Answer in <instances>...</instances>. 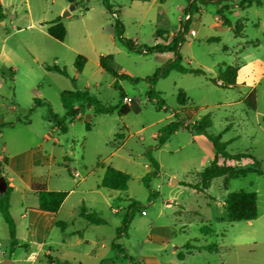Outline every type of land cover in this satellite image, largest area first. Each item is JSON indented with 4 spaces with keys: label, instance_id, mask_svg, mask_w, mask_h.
I'll use <instances>...</instances> for the list:
<instances>
[{
    "label": "rangeland",
    "instance_id": "1",
    "mask_svg": "<svg viewBox=\"0 0 264 264\" xmlns=\"http://www.w3.org/2000/svg\"><path fill=\"white\" fill-rule=\"evenodd\" d=\"M107 3L0 0V154L16 162L2 176L13 178L8 201L17 241L11 247L0 211V264H54L48 256L60 261L79 257L91 264L93 258L85 254L89 247L111 251L106 259H118V264H146L151 257L177 264L179 253L184 254L181 264H264V0L246 7L240 0H197L199 8L188 11L190 18L186 0ZM70 5L74 9L63 15ZM55 18L66 30L62 41L46 31ZM176 35L175 51L153 49L155 44L173 45ZM120 36L135 43L133 48ZM175 54L182 66L205 74L170 69L160 75ZM78 55L86 58L80 72L75 68ZM101 55H112L111 67L132 79L103 70ZM234 64L239 66L235 85L211 81L225 65ZM156 74L150 85L148 78ZM253 88L254 109L244 101ZM76 90H88L100 104L118 107L125 104L123 92L133 108L124 115L102 114L74 100L79 113L70 121L61 93ZM204 114L212 120L207 132L220 134L226 152L253 157L220 158L219 163L247 171L215 177L201 189L194 185L213 157L207 134L180 128L160 141L175 116L193 125ZM150 157L157 163L156 173H151ZM107 166L130 175L125 190L96 191ZM148 173L149 186L143 179ZM31 181L45 182L52 190L71 189L56 219L66 220L67 227L54 224L41 246L32 241L28 227L29 213L39 210ZM239 190L256 193L257 216L229 221L224 199ZM4 197L0 193V201ZM80 206L99 212L105 222L88 223L79 215ZM83 230L90 243L75 233ZM188 243L193 247L187 248ZM208 244L215 248H194Z\"/></svg>",
    "mask_w": 264,
    "mask_h": 264
},
{
    "label": "trees",
    "instance_id": "2",
    "mask_svg": "<svg viewBox=\"0 0 264 264\" xmlns=\"http://www.w3.org/2000/svg\"><path fill=\"white\" fill-rule=\"evenodd\" d=\"M106 4L107 0H103ZM141 1H150V0H141ZM188 1V4L185 8L186 12L185 14H189V10L191 8H195L198 10L199 6H197L196 1L197 0H186ZM201 4H207L209 2H219V0H199ZM254 0H240V5L243 7H246L250 5L251 2ZM220 10V9H219ZM190 18V15H189ZM223 23L228 24V20L224 19ZM119 31H121V24L118 23ZM186 25V22L184 24V27ZM240 26L236 25L234 27V31L236 33H239ZM184 29V28H183ZM47 33L54 39L62 41L65 37L66 30L62 22L59 18H55L52 21L49 22L47 28ZM180 32V31H179ZM158 33V32H156ZM120 39L125 41L126 45L130 48H133L134 44L131 40L125 39L122 36H120ZM177 35L172 38L173 45H158L155 44L153 46V49L155 50H174L177 45ZM217 39V38H216ZM215 40V39H212ZM175 53V52H174ZM175 58L168 62L167 68H163L160 75H164L167 70L170 69H176L180 72H190L194 74H205V71H203L200 68H192V67H184L180 64V55L175 54ZM112 60V55H101L99 58V66L112 74L114 77H123L127 79H132L128 74L126 73H119L114 68L111 67L110 61ZM86 61V58L82 55H78L75 60V68L77 72H80L82 70V67ZM53 68L58 69L56 66H53ZM239 66L238 65H225L223 69H221L218 73L217 80L215 78H211V81L215 84H218L222 87H230L232 85L236 84V77L238 72ZM156 75H153L148 78V82H154L156 79ZM136 80V79H135ZM218 81V82H217ZM152 85V83H150ZM153 93V88L151 87L148 89L147 97L151 99ZM120 97L123 99L125 95L123 92L120 93ZM74 100H81L85 101L88 106H92L94 111L96 113H102V114H110L113 112H117L119 115H124L129 112L130 107L125 103L118 107V105H102L100 104L89 92L88 90L83 91H63L61 93V101L62 104L66 110V115H68L69 119H74L78 113H79V107L72 104ZM178 101L180 104H184L185 101V95L180 92L178 94ZM245 103L250 108H255V92L254 88L247 94V96L244 98ZM212 124V120L210 117V114H204L199 117V119L194 123L193 125H189V123H185L183 119L179 118V115L175 116V118L171 121H169L166 124L165 129H163V138L161 139L160 143H163L165 139L167 138V134L173 133L176 130L180 128H186L190 129L193 132L197 133H206L208 136V139L212 142L215 155L212 161L209 163L208 166H206L202 171H200V182L195 184L194 186L205 189L209 187L210 180L219 177L222 175H227L229 177L236 176L237 173L244 174L247 170H240L234 168L235 166L228 164L226 162L219 163L218 160L220 158L222 159H230L239 161L247 157H253L252 155H249L246 152H239L235 154H230L226 152L225 146L226 142H222L220 140V134L217 135H211L207 132L209 127ZM86 127L89 128V125L86 124ZM256 163L259 162L255 160ZM150 163L154 167V171L151 173H156L157 171V163L155 160H153L150 157ZM1 175V172H0ZM149 175V173L143 178L145 179V183H147L146 177ZM130 178V175L127 172L121 171L119 169H116L112 166H107L104 170V173L102 175V178L100 180L99 185L105 188L109 189H115V190H125L127 188V182ZM31 188L36 192L37 199H38V206L37 208L42 211H48V212H55L62 204L63 200L67 196V191L64 190H49L44 182L40 181H31L30 182ZM149 186V185H148ZM5 196L2 201H0V211L2 212L3 218L8 224L9 229V235H10V244L11 247L15 246L17 244L16 238H15V230L14 225L11 220V216L9 213V201H8V188L3 193ZM132 205H138L137 202L133 201ZM224 207L226 211V219L229 221H241V220H250L257 216V205H256V193L253 191H245V190H239L230 192L226 195L224 199ZM79 215L85 219L86 221L94 224H102L105 222V220L102 218L100 213L91 210L89 208H86L85 206L79 207ZM129 219H126L123 224V229L125 230L128 225ZM55 224L59 226L60 228H64L66 223L62 220L55 221ZM205 230V229H203ZM112 247L117 249L119 251V248L117 247L116 243H112ZM187 248H192L189 243L186 245ZM196 249H206V250H213L215 248V245L208 244L203 246H196L194 247ZM179 259L183 257L182 253L178 254ZM47 261L49 263L54 264H70L67 261H60L57 258L48 256Z\"/></svg>",
    "mask_w": 264,
    "mask_h": 264
},
{
    "label": "crops",
    "instance_id": "3",
    "mask_svg": "<svg viewBox=\"0 0 264 264\" xmlns=\"http://www.w3.org/2000/svg\"><path fill=\"white\" fill-rule=\"evenodd\" d=\"M69 14H70V12H69ZM173 34H176V33H174V32L169 33V35H173ZM125 97H128V96H125ZM123 102L126 103L130 108H133L132 105L128 104V103H130L129 101L124 100ZM212 150H213V157H212V159H213L214 158V155H215V152H214V149H213V145H212ZM13 158L14 157H5V156H3V155L0 154V166L2 167V168H0L1 175H3L2 174V170L3 169L6 170V169H11V168H14L15 167L16 162H15V160ZM3 166H4V168H3ZM4 179H5L6 184H7L6 189L7 188H10V187L13 188V184H12L13 178H12V176H9L8 178H4ZM99 183L96 184V188H97L96 191L97 192H99L98 191L99 190L98 188H102V186H100ZM45 185H46V187L49 190H52V189H50L47 186L46 183H45ZM103 188H105V187H103ZM107 189L108 190H115V189H109V188H107ZM86 190H88V189H86ZM91 190L92 189H90V191ZM70 191H71V189L69 191H67V196L65 197V199L63 200L62 204L57 209V211H55V212H48V211H42V210H36V209H34V210L31 211V213H29L30 214L29 223H28L29 231H30L31 235L34 237V238H32V241L34 243L38 244V246H41L45 242V238H44L45 236L44 235H45V233L47 231H49L53 227V225L55 224V221H57L56 219H57L58 215L61 213V209L63 208V206H64V204H65V202H66V200L68 198V195H69ZM82 191H84V190H82ZM100 194L102 195V193H100ZM37 202H38V200H37ZM91 203L92 202H90L89 207H91ZM166 205L169 206L170 204L167 202ZM89 209H91V208H89ZM66 210H67L68 213H70V209L69 208L66 209ZM62 221H64L66 223L65 227L63 228V229H65L67 227V225H68V222L66 220H62ZM88 223H90V222H88ZM90 224H94V223H90ZM94 225H98V224H94ZM75 233H77L78 236H80V238H82L86 243H90V239H88L86 237L84 230L82 232L75 231ZM101 247L102 248L104 247V244L103 243L101 244ZM110 252L111 251H104V252L102 250L101 251H98L95 248L89 247L85 251V254L89 258H93V260L88 261V263H91V264H118L120 262V260H118V259H114V260H107L106 259V255L109 254ZM183 258H184V254H183V257L181 258V260L177 259L178 260V263L177 264H181L182 261H183ZM68 259H66L64 261H67L70 264H84L80 260L79 257L78 258L72 257V258H68ZM71 259H73V260H71ZM173 262H174V260H170L169 264H174ZM146 264H167V263L166 262H162L161 259H158V258H155V257H151L149 259H146Z\"/></svg>",
    "mask_w": 264,
    "mask_h": 264
},
{
    "label": "water",
    "instance_id": "4",
    "mask_svg": "<svg viewBox=\"0 0 264 264\" xmlns=\"http://www.w3.org/2000/svg\"><path fill=\"white\" fill-rule=\"evenodd\" d=\"M70 9H74V6L70 5L69 8L64 11L63 15H68ZM6 186H7L6 181H5L4 177L1 175L0 176V193L5 192Z\"/></svg>",
    "mask_w": 264,
    "mask_h": 264
},
{
    "label": "built area",
    "instance_id": "5",
    "mask_svg": "<svg viewBox=\"0 0 264 264\" xmlns=\"http://www.w3.org/2000/svg\"><path fill=\"white\" fill-rule=\"evenodd\" d=\"M186 17L189 18V14H186ZM191 33L194 34L195 32L192 30ZM123 99H124V100H127V101L130 100L129 97H124Z\"/></svg>",
    "mask_w": 264,
    "mask_h": 264
}]
</instances>
